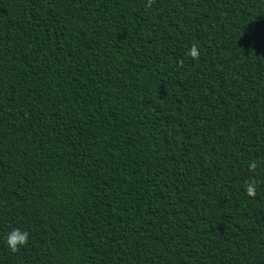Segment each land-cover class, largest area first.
<instances>
[{
  "label": "trees",
  "instance_id": "trees-1",
  "mask_svg": "<svg viewBox=\"0 0 264 264\" xmlns=\"http://www.w3.org/2000/svg\"><path fill=\"white\" fill-rule=\"evenodd\" d=\"M147 4L0 0V264H264V0Z\"/></svg>",
  "mask_w": 264,
  "mask_h": 264
},
{
  "label": "clouds",
  "instance_id": "clouds-1",
  "mask_svg": "<svg viewBox=\"0 0 264 264\" xmlns=\"http://www.w3.org/2000/svg\"><path fill=\"white\" fill-rule=\"evenodd\" d=\"M152 3H154V0H148V4L146 5V7H150ZM187 55H189L193 59L199 58L200 53L195 44H193V46L190 48ZM257 166V161L253 160L249 164V170L255 172ZM259 183L260 181H257L255 178H252L249 182L245 184L246 194L249 197H256V189ZM5 240L9 250L15 253L20 250L21 246L27 245L29 240V233L27 231H22L21 229L16 228L8 233V235L5 237Z\"/></svg>",
  "mask_w": 264,
  "mask_h": 264
}]
</instances>
